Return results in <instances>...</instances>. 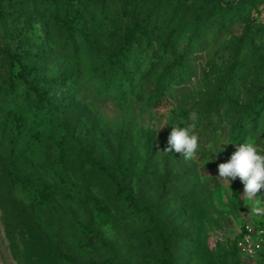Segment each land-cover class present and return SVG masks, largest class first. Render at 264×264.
<instances>
[{"label":"rangeland","instance_id":"obj_1","mask_svg":"<svg viewBox=\"0 0 264 264\" xmlns=\"http://www.w3.org/2000/svg\"><path fill=\"white\" fill-rule=\"evenodd\" d=\"M40 1L0 0V44L14 51L21 64L37 68L45 81L38 87L55 110L53 119L33 125L36 144L26 147V138L19 137L16 144L7 138L0 106V264H66L59 248L80 262L107 259L100 245L86 244L83 227L88 221L122 264H159L160 257L171 264H264L242 257L232 240L240 225L260 214L242 197L239 178L231 185L217 178L218 164L235 151L228 145L234 111L211 115L199 102L225 85L233 71L240 75L232 91L236 115L264 92V0H220L232 5L221 25L209 0H111L97 11L88 6L92 0H78L88 23L91 16L100 19L92 30L98 57L117 46L136 19H148L151 35L133 54L142 62V74L159 57L150 76L174 67L187 54L190 39L211 38L205 56L184 62L195 76L192 84L168 92L152 110L130 98L99 102L82 97L72 86L74 64L65 61L66 51L54 43L51 7L36 8ZM237 52L250 55L241 67ZM0 67L9 74L7 62L0 61ZM13 107L26 119L33 103L29 99ZM189 125L199 137L197 158L185 161L175 151L163 152L172 127ZM246 142L264 154V110L257 136ZM85 154L117 175L134 196L135 208L119 194L120 187L101 179ZM43 189L56 210L38 197ZM171 236L176 239L170 244Z\"/></svg>","mask_w":264,"mask_h":264},{"label":"trees","instance_id":"obj_2","mask_svg":"<svg viewBox=\"0 0 264 264\" xmlns=\"http://www.w3.org/2000/svg\"><path fill=\"white\" fill-rule=\"evenodd\" d=\"M108 1L111 0H92L88 6L92 11H97L100 9L99 5L103 7ZM159 1L156 0L155 2ZM209 1L214 5L213 12L216 22L220 25L223 24L225 16L232 11V5L223 4L220 0ZM44 5L51 7L50 24L55 32L53 35L54 43L61 50L66 51L65 61L68 64L73 63L75 66V71L72 75L73 88L78 93H81L82 97L93 98L99 102L130 98V100L148 110L159 108L165 101L168 92L186 88L192 84V78L195 76L191 75L184 62L189 58H194L195 61H198L205 56L204 50L208 46L209 39H211L204 37L198 39L199 41L190 39L186 45L185 52L187 54L180 58L174 67L162 69L150 76L153 66L160 63L161 57L157 58L152 66H144L143 74L141 71V60L133 59L136 46L151 35L148 19H136L122 36L118 45L103 52L101 57H98L96 53L97 41L94 34L96 32V24L100 21L99 18L91 16L90 23H88V19L84 15L81 3L78 0H42L36 3V8H42ZM19 24L20 27H24L26 21L23 20ZM36 26H39L38 22ZM93 29L95 32L92 31ZM2 30L0 26V39ZM36 34L37 38L41 37L40 33L37 32ZM249 57L248 52H245L244 57H240L239 52H237V55H235L236 64L241 67L244 60ZM0 61L7 62L10 65L8 75L1 73L0 67V106L5 109L6 136L15 144L18 138L22 137L23 139L26 138L24 142L26 147L35 145L37 139H35L33 125L35 123L41 125L44 121L55 117V110L52 108L50 97L37 84L45 81L40 80V77L37 76L36 67L21 64L19 56L1 44ZM207 65L210 66L209 61ZM16 67L17 72L13 73V69ZM239 79L240 75L237 71H233L228 75L226 84L215 91L213 95L199 99L201 105L211 115L220 116L223 112L234 111L235 121L230 126V139L228 141L230 147L244 143L247 137L255 138L257 136V120L262 110H264V92H262L257 95L244 112L238 115L235 114L236 106L232 98V91ZM202 80L206 85L209 84L205 75H203ZM29 99L33 103V108L30 117L25 119L17 113L13 105L26 102ZM84 156L85 160L97 169L102 180L111 186L120 187L118 190L119 194L123 196L130 208H135L136 201L134 196L124 184H120L121 182L118 180L117 175L111 173L108 167L104 166L101 161L91 154H85ZM121 168V165L117 164L119 172ZM13 176L15 181L19 180L16 173ZM37 195L43 202L50 205V208L56 210V206L50 201V197L45 193L44 189L38 191ZM83 230L86 236V244L89 246L100 245L108 252V258L103 260L90 259L86 262H80L71 253L59 248V258L64 263L122 264L116 261L114 248L93 228L91 221L86 223ZM170 238L168 241H171V244L176 237L171 236ZM158 261L159 264H171L170 260L165 257L158 258Z\"/></svg>","mask_w":264,"mask_h":264},{"label":"clouds","instance_id":"obj_3","mask_svg":"<svg viewBox=\"0 0 264 264\" xmlns=\"http://www.w3.org/2000/svg\"><path fill=\"white\" fill-rule=\"evenodd\" d=\"M190 119L194 120L195 115H191ZM198 148L199 137L195 134L194 125L182 128L173 126L162 151H175L181 154L185 161H192L197 158ZM217 169V178L225 184L231 185L239 178L243 184L242 197L253 202L254 213L264 214V194L258 195L260 190L264 189V154L254 143L236 145L227 162L218 164Z\"/></svg>","mask_w":264,"mask_h":264},{"label":"built area","instance_id":"obj_4","mask_svg":"<svg viewBox=\"0 0 264 264\" xmlns=\"http://www.w3.org/2000/svg\"><path fill=\"white\" fill-rule=\"evenodd\" d=\"M232 240L242 257L251 261L264 260V214L240 225Z\"/></svg>","mask_w":264,"mask_h":264}]
</instances>
